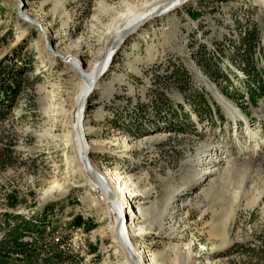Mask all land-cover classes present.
<instances>
[{
	"label": "rangeland",
	"instance_id": "obj_1",
	"mask_svg": "<svg viewBox=\"0 0 264 264\" xmlns=\"http://www.w3.org/2000/svg\"><path fill=\"white\" fill-rule=\"evenodd\" d=\"M158 1L0 0V68L24 75L0 110V223L51 208L50 232L67 242L60 264H130L108 202L65 140L78 87L65 55L98 61L117 25ZM261 83L264 0H191L115 53L84 124L97 172L136 190L127 236L141 264H264ZM208 159L220 169L204 173Z\"/></svg>",
	"mask_w": 264,
	"mask_h": 264
},
{
	"label": "trees",
	"instance_id": "obj_2",
	"mask_svg": "<svg viewBox=\"0 0 264 264\" xmlns=\"http://www.w3.org/2000/svg\"><path fill=\"white\" fill-rule=\"evenodd\" d=\"M23 76L19 69L9 66L0 68V110L9 105L13 106L22 86ZM263 87V83L259 84L257 93L261 94ZM249 92L251 102L256 103L254 96L256 91L250 90ZM50 209L45 208L35 217L29 218L20 213L6 212L0 223L3 225V232L0 235V259L24 260L32 264L37 263V260L40 264H60L63 260L62 250L55 245L44 249V244H42L45 233H52L47 220ZM78 225L83 226L84 230H89L94 226L84 219Z\"/></svg>",
	"mask_w": 264,
	"mask_h": 264
},
{
	"label": "water",
	"instance_id": "obj_3",
	"mask_svg": "<svg viewBox=\"0 0 264 264\" xmlns=\"http://www.w3.org/2000/svg\"><path fill=\"white\" fill-rule=\"evenodd\" d=\"M187 1L188 0H166L157 9H154L150 13L136 18L127 26L120 29L112 38H110V40L105 46L104 52L102 53L96 65L95 75L89 83L88 87L80 96L76 109L75 130L79 141L80 157L84 171L90 177L91 181L97 185L99 191L106 197L112 199L119 208L120 212L113 227V235L115 237V240L117 241L118 246L121 248L125 258L129 261L130 264H141V262L130 250L127 243L126 232L122 230V224L125 222L127 223L128 218L130 217L129 211L125 206H123L121 201L118 199L117 193L115 192L113 187H111L103 178H101L96 173L91 163V150L84 124L86 110L88 108V99L93 93L100 79L107 71V67H104V63L109 53H112L109 62L111 65L115 53L119 50V48L123 45L127 38H129L134 32H136L138 29L143 27L151 20L181 8L182 6L186 5Z\"/></svg>",
	"mask_w": 264,
	"mask_h": 264
},
{
	"label": "bare ground",
	"instance_id": "obj_4",
	"mask_svg": "<svg viewBox=\"0 0 264 264\" xmlns=\"http://www.w3.org/2000/svg\"><path fill=\"white\" fill-rule=\"evenodd\" d=\"M166 0H159L158 2H156L155 4H153V6H151L150 8H146L143 12H140V14L136 13L137 15H134L133 17L129 18L128 15L126 17H128L129 19L128 20H124L125 22H122V23H117V27L114 29V35L120 30L122 29L123 27L127 26L129 23H131L133 20H135L136 18L142 16V15H145V14H148L150 13L151 11H153L154 9H157L159 6H161ZM191 1V0H188L187 3ZM131 14V13H130ZM132 15V14H131ZM125 18V17H124ZM33 22V21H32ZM112 35V37L114 36ZM111 37V38H112ZM48 45L50 46V44L48 43ZM44 48H46L45 46H43ZM105 48L103 49V51L101 52V55L102 53L104 52ZM101 55L99 56L98 58V61L101 57ZM111 55L112 53H109L108 56L106 57V60H105V63H104V67L106 66L108 68V66L110 65V59H111ZM65 57L67 58V60L69 61V63H71L70 67L72 69V72L73 74L75 75V77L78 79L77 83H78V87L76 89V92L74 93V102L76 105H78V101H79V98L80 96L82 95V93L85 91V89L88 87L89 83L91 82V80L93 79L94 75H95V72H96V65L98 63V61L94 62V63H91V64H88V65H82L81 64V61L78 59L77 56L75 55H70V56H67L65 55ZM76 109H77V106L75 108V110L73 111L72 113V120L74 121V124H75V119H76ZM73 126V125H71ZM74 129V128H73ZM72 129V130H73ZM69 131L68 134L65 136V140L67 143H71V145L73 144L75 147H76V158L78 161H81V157H80V148H79V141H78V137H77V133H76V130L74 129L73 132ZM72 147V146H71ZM72 149V148H71ZM217 158V157H216ZM222 157H219L218 160L220 161ZM212 162V161H211ZM210 160H205L203 161V165H206V164H209L210 163V166H208L206 169L204 168V173L208 174V173H212V172H215L217 170H219L220 168L219 167H215V165H213V163L211 164ZM215 162V161H214ZM216 163V162H215ZM218 164V163H216ZM93 165V164H92ZM83 166V165H82ZM94 167V166H93ZM221 167V166H220ZM95 169V167H94ZM96 173L101 177L103 178L106 182V178L103 177L99 172H97V170L95 169ZM90 178V177H89ZM91 180V179H90ZM120 180L122 179H119L118 182L115 183L114 186H111L108 182V184L114 188L115 192L117 193V196H118V199L121 201V203L123 204V206H125L127 208V210L129 211L130 213V217L133 218L135 217V215L138 213L139 211V207L136 206L135 204H131V201H132V198L135 197L137 194H136V190L134 188H132L127 182L123 181L120 182ZM92 182V181H91ZM93 183V182H92ZM96 188H97V191H99L97 185L95 183H93ZM100 192V191H99ZM101 193V192H100ZM102 194V193H101ZM103 199H105L107 202H108V207L110 208V211L113 213V217H114V221L116 222V219L118 218L119 216V208L117 205H115L116 203L106 197L105 195H103ZM132 220V219H131ZM130 220V224L127 226V223L129 222V218H128V222L126 223H123L122 225V230L126 232V236L128 235V231H127V227L128 229L134 227L135 228V224H134V219L131 221ZM115 222L112 226V229L115 225ZM129 229V230H130ZM117 242V241H116ZM127 243H128V246L130 248V250L132 251V253L135 255V253L133 252V248H132V245L130 243V240H129V237L127 236ZM142 262H147V260H142ZM145 264V263H144Z\"/></svg>",
	"mask_w": 264,
	"mask_h": 264
},
{
	"label": "built area",
	"instance_id": "obj_5",
	"mask_svg": "<svg viewBox=\"0 0 264 264\" xmlns=\"http://www.w3.org/2000/svg\"><path fill=\"white\" fill-rule=\"evenodd\" d=\"M43 239L44 240L47 239L48 240L47 243L49 244V245H46L44 243V247H45L44 249H47L48 248L47 246L55 245L58 249L63 251L65 249V245L67 244V242H64L63 239H61L59 235H55L53 233L51 235H49V233H45V236Z\"/></svg>",
	"mask_w": 264,
	"mask_h": 264
}]
</instances>
